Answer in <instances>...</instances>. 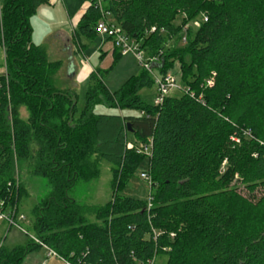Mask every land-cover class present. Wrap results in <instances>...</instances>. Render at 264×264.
<instances>
[{"label":"trees","instance_id":"trees-1","mask_svg":"<svg viewBox=\"0 0 264 264\" xmlns=\"http://www.w3.org/2000/svg\"><path fill=\"white\" fill-rule=\"evenodd\" d=\"M88 1L75 37L93 39L107 19L157 57L158 75L177 62L186 88L149 104L139 94L154 86L148 70L115 91L94 70L79 109L53 84L60 60L32 41L30 17L48 0H0V198L19 205L13 164L29 158L51 186L32 209L34 237L70 264H144L161 255L164 264H264V0ZM175 37L183 46L160 56L156 47ZM98 104L138 114H96ZM149 139L147 208L119 191L145 157L125 142ZM100 159L112 165L116 192L103 205H82L69 192L97 177ZM235 174L248 196L230 184ZM39 249L31 240L0 245V264Z\"/></svg>","mask_w":264,"mask_h":264},{"label":"rangeland","instance_id":"rangeland-1","mask_svg":"<svg viewBox=\"0 0 264 264\" xmlns=\"http://www.w3.org/2000/svg\"><path fill=\"white\" fill-rule=\"evenodd\" d=\"M89 2L90 1L88 0H58L55 6L50 7L48 5H43L41 7H38L35 14L30 17V24L33 30L31 35L33 43L42 46L45 49L47 59L49 61L60 60L61 62L59 70L53 75L52 78L54 86L62 91L69 90L72 97H76L79 109L84 104V93L88 86V78L80 81V77L77 75L76 71L75 75L72 78H68L67 73L69 74V66H71L72 68L73 65L77 68V70H83V65L88 63L93 69L101 70L102 72L105 71L102 80L110 91H115L118 88L122 87L129 79L140 74L144 70L142 64L132 53L123 55L121 54V56L117 58H114L109 53H107V55L104 54L103 57H101L102 54L100 53V35L94 36L91 40L85 37H81L80 39L79 37H72L74 38L73 45L75 53H73V61L71 65L67 60V55L64 53V51L61 50L62 43L64 41L63 39L58 40L59 45L55 50L56 53L51 49L53 37H50V35L55 33L57 28H62L63 30L70 33L71 21L68 18L67 14L70 15L71 19L74 18L76 14L84 10ZM108 19L110 18L108 17ZM199 19L200 17L196 21L198 22ZM176 21L178 22L179 18ZM142 42L143 40H141V43ZM182 46V42L178 41L177 37H175L171 40L165 41L160 47L156 48L160 56L164 54L168 56L170 55L171 57V55H174V53L179 50L178 48H181ZM83 47L84 49L80 53V48ZM140 50L143 52V57H145L146 60L152 58V56H148L149 51L146 47L143 46L142 48H140ZM188 60L189 59L186 57L185 62L188 63ZM168 72L174 75L177 84L182 89L186 88L185 83L181 80V74L177 62H175V64L169 68ZM4 73L5 53L4 49L0 45V75ZM150 74L156 75L157 71L152 68ZM179 93H181L180 90H174L171 91L169 95ZM139 94L146 103L152 104L156 93L154 86H150L140 89ZM94 113H120L131 115L138 114L133 110H120L114 107H107L103 104L96 105L94 107ZM18 117L22 120H26V118L28 117V112L26 111V108L24 106H20L18 108ZM35 149V144H31L30 151L34 152ZM13 165V178L16 180V182L20 183L22 187V193L19 200V213L23 214L26 217V220L22 222L21 225L25 229L27 234L14 227L8 226V224L4 221H0V245L6 246L8 248H12L16 245L26 244V242L30 240L33 243H37L34 240V238L36 237H34V232L31 228L34 219L32 209L35 205L38 204L41 199L45 198L51 190V186L46 179L33 173V165L32 163H30L29 158L23 161L15 160ZM97 166L98 175L96 178L88 182H80L69 192V196L71 198H74L82 205H103L111 199L113 192H116V188L112 189L111 186L112 165L105 159H100ZM148 166L149 160L148 157L145 156L141 164L136 169L132 178L127 182L123 190L121 192L119 191V193H121V195L132 196L134 198L146 201L145 203L148 204V198L150 197L151 193L152 180L150 176L143 178L140 175L141 172H147ZM230 184L237 187V190L241 194L248 196L247 190L242 184H240L236 174L234 175ZM255 194L257 197H259L262 194V189L258 188L255 191ZM88 220L93 221V217L88 216ZM45 257V251L41 247V249L34 250L29 255H27L20 264H40ZM151 259H154V264H164L165 262V257L163 259L162 255L157 257L152 256ZM47 264L64 263L55 258H48Z\"/></svg>","mask_w":264,"mask_h":264},{"label":"built area","instance_id":"built-area-1","mask_svg":"<svg viewBox=\"0 0 264 264\" xmlns=\"http://www.w3.org/2000/svg\"><path fill=\"white\" fill-rule=\"evenodd\" d=\"M203 20L206 21V18L203 17ZM193 25L198 26L199 22L194 21ZM95 30L100 36L108 38L113 48L119 50L122 55L132 53L142 64L143 68L151 72L150 66L152 62L157 61V58L152 57L146 60L145 57H143V52L140 50L138 42L129 38L119 26L108 21L107 19H101L96 23ZM152 78L156 93L153 101V104L155 105H160L163 102L164 98L169 95L171 91H183V89L177 84L174 75H172L170 72H167L163 75H152ZM212 82V77L206 80V84L210 85L212 84ZM125 148L127 150H132L137 154H143L144 156L149 158L152 149L151 139H149L145 143L127 140L125 142ZM140 175L143 178L149 176L148 172H141ZM151 200L152 199L150 196L148 198L147 208H150ZM25 220L26 217L23 214L19 213V205L16 206V202L10 205L5 198H0V221H4L8 224V226L14 227L27 234V232L21 225ZM34 240L44 249L46 254V257L41 261L40 264H47L48 258H55L62 261L64 264H70L67 260L59 256L54 250L50 249L48 246L40 242L37 238H34ZM146 264H154V259H149Z\"/></svg>","mask_w":264,"mask_h":264},{"label":"crops","instance_id":"crops-1","mask_svg":"<svg viewBox=\"0 0 264 264\" xmlns=\"http://www.w3.org/2000/svg\"><path fill=\"white\" fill-rule=\"evenodd\" d=\"M58 0H48V3H44L42 5H40L39 7L43 6V5H48V6H55V4L57 3ZM63 1V0H62ZM64 4V2H63ZM88 5V4H87ZM86 5V7H87ZM85 7V8H86ZM85 8L84 10L80 11L78 14L75 15L74 18L71 19L70 15L67 14L68 18L70 19V33H68L67 31L63 30L62 28H57L56 32L53 33L52 35H50V37H53V43H52V47L51 49L56 53V49L58 48L57 46L59 45V42L58 40L59 39H63V43H62V48L61 50L64 51V53L67 55V60L68 62L70 63V65L72 64V59H73V53H75V49H74V45H73V39L75 38V33H74V30L76 28V25L81 17V15L83 14V12L85 11ZM44 9V8H43ZM79 16V17H78ZM78 17V18H77ZM33 31V30H32ZM99 35V34H97ZM74 36V38H72ZM80 39V38H79ZM77 42V41H76ZM79 44V43H78ZM77 44V45H78ZM73 45V46H72ZM80 46V45H79ZM83 46V45H81ZM84 47L83 48H80V53L83 51ZM114 48L110 42V40L106 37H101L100 36V53L102 54L101 57H103V55H107V53H109L112 57H113V51ZM78 52V51H77ZM87 68H86V67ZM74 67V69H73ZM89 67V68H88ZM83 70L79 69L77 70V68L75 66L72 65V68L71 66H69L68 68V72L69 74L67 73V77H73L75 75V71L77 72V75L80 77V81H82L83 79L85 78H88L89 76V73L93 70H96V69H93L92 67H90V65L87 63V64H84L83 65ZM70 69V70H69ZM120 114V113H119Z\"/></svg>","mask_w":264,"mask_h":264},{"label":"water","instance_id":"water-1","mask_svg":"<svg viewBox=\"0 0 264 264\" xmlns=\"http://www.w3.org/2000/svg\"><path fill=\"white\" fill-rule=\"evenodd\" d=\"M152 65H153V64H151V66H150L151 68H152ZM129 132H130V128H129Z\"/></svg>","mask_w":264,"mask_h":264}]
</instances>
